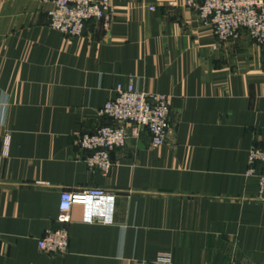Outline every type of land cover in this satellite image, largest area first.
Wrapping results in <instances>:
<instances>
[{
    "label": "crops",
    "instance_id": "1",
    "mask_svg": "<svg viewBox=\"0 0 264 264\" xmlns=\"http://www.w3.org/2000/svg\"><path fill=\"white\" fill-rule=\"evenodd\" d=\"M108 2V27L68 39L50 4L0 0V264H264V167L248 175L264 148V49L220 44L185 0ZM131 82L170 97L173 129L159 148L134 131L104 176L77 138L111 125L99 110ZM89 189L115 196L113 222L75 206L62 224L61 193ZM62 227L68 254L41 251Z\"/></svg>",
    "mask_w": 264,
    "mask_h": 264
},
{
    "label": "built area",
    "instance_id": "2",
    "mask_svg": "<svg viewBox=\"0 0 264 264\" xmlns=\"http://www.w3.org/2000/svg\"><path fill=\"white\" fill-rule=\"evenodd\" d=\"M50 4L49 26L68 39L81 37L89 22L109 26L113 9L108 0H41ZM173 5V4H172ZM185 6L199 14L212 26L218 42L223 45L239 42L247 35L264 49V0H185ZM153 10V8H151ZM116 98L99 110V116L111 125L93 133L78 135L76 146L87 153L90 170L108 176L113 169L111 155L124 148L134 131L145 129L154 148L168 143L173 129L169 96L139 92L131 82L118 86ZM256 165L264 167V148H253L249 155V176H255ZM258 178V200L264 202V172ZM115 196L101 189L64 191L60 196L59 220L70 221L73 207L82 206L86 223L113 222ZM70 236L66 227L46 232L39 240V249L52 256L69 252ZM154 264L177 263L171 253L159 254Z\"/></svg>",
    "mask_w": 264,
    "mask_h": 264
}]
</instances>
